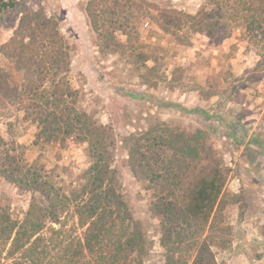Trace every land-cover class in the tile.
<instances>
[{
	"label": "rangeland",
	"instance_id": "obj_1",
	"mask_svg": "<svg viewBox=\"0 0 264 264\" xmlns=\"http://www.w3.org/2000/svg\"><path fill=\"white\" fill-rule=\"evenodd\" d=\"M86 1L16 0L0 13V46L12 35L22 8L42 9L57 21L70 45L68 79L78 91V105L112 132L110 158L118 187L146 239L143 264H164L155 203L167 197L174 179L178 188L196 181L201 167L219 168L224 176L219 211L208 231L217 264H264V19L246 28L225 17L214 31L196 32L184 23L165 32L163 26L176 28L166 23L165 13L195 14L204 0H133L138 8L110 3L99 8L102 30L110 34L112 20L135 30L129 28L132 37L117 31L102 49L105 37L102 30H91ZM24 81L23 71L0 50V166L9 169L13 160L69 191L90 163L87 144L75 135L40 136L20 102ZM169 134L172 148L157 144ZM133 136L141 137L142 149L155 136L157 154L164 148L181 161L183 175L152 181L144 171L134 174L124 141ZM189 146L199 152L201 164L194 165L196 158L186 163ZM30 199V192L0 175V206L12 217L22 218ZM73 220L63 227L67 234L80 231ZM14 262L6 258L2 264ZM43 264H63V259Z\"/></svg>",
	"mask_w": 264,
	"mask_h": 264
},
{
	"label": "trees",
	"instance_id": "obj_2",
	"mask_svg": "<svg viewBox=\"0 0 264 264\" xmlns=\"http://www.w3.org/2000/svg\"><path fill=\"white\" fill-rule=\"evenodd\" d=\"M15 3L16 0H0V13ZM110 3L121 8L136 5L133 0H87L84 10L92 31L99 34L102 30L99 8ZM19 13V22L0 50L23 71L25 81L19 98L25 103L24 111L45 140L75 135L86 142L90 163L80 182L69 191L55 187L35 170L22 169L13 160L8 162L9 169L0 166L1 176L31 193L22 218L12 217L8 209L0 206V264L6 258L21 264L20 256L29 264L47 263L53 257L63 259V264H143L146 239L118 187L117 169L110 158V149L114 147L112 132L109 134L103 124H98L78 105V91L70 85V45L57 21L42 9L22 8ZM124 14L129 18L133 12L128 10ZM169 14L165 13L169 17L166 23H175L176 28L163 26L165 32L176 31L184 23L196 32L214 31L225 17L234 25L246 23V28L257 27L264 19V0H204L195 14ZM112 21L114 25L106 29L111 35L102 30L105 37L99 43L102 49L110 45L108 41L115 40L117 31L124 34L122 31L126 30L129 37L135 30L131 25L127 28L128 22L123 26L122 21ZM140 139L124 138L134 174L144 171L152 181L183 175L181 169L184 173L186 166L181 161L167 156L164 148L157 154L155 136L146 140L143 149L142 144L139 146ZM159 141L160 146L173 147L170 134L160 136ZM189 147L191 156L186 163L196 158L194 165L201 164L199 152L194 147V154L192 146ZM198 173L201 174L195 177L196 181L186 187L178 188L180 185L174 179L166 188L167 197L158 198L155 203L164 264H217L208 231L219 211L224 176L219 168L201 167ZM71 218L76 229H80L72 235L63 230Z\"/></svg>",
	"mask_w": 264,
	"mask_h": 264
}]
</instances>
